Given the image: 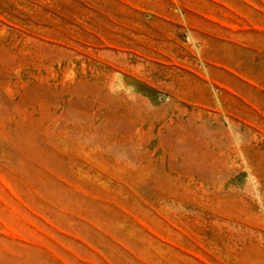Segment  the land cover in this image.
Instances as JSON below:
<instances>
[{"label": "rangeland", "instance_id": "obj_1", "mask_svg": "<svg viewBox=\"0 0 264 264\" xmlns=\"http://www.w3.org/2000/svg\"><path fill=\"white\" fill-rule=\"evenodd\" d=\"M0 264H264V0H0Z\"/></svg>", "mask_w": 264, "mask_h": 264}]
</instances>
